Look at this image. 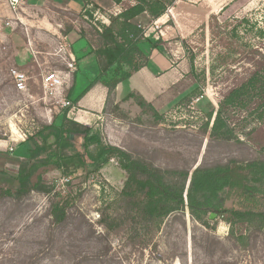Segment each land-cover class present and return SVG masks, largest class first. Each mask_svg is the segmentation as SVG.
Masks as SVG:
<instances>
[{
	"label": "rangeland",
	"instance_id": "rangeland-1",
	"mask_svg": "<svg viewBox=\"0 0 264 264\" xmlns=\"http://www.w3.org/2000/svg\"><path fill=\"white\" fill-rule=\"evenodd\" d=\"M31 11L20 10L16 21L0 18V174H5L0 176V264H264V227H231L229 214L214 220L209 215L205 226L186 210L169 216L160 229L125 215L120 195L127 175L113 162L99 174L72 168L48 173L50 193L33 192L19 201L1 196L27 158L21 144L56 118L41 100V79L44 72L66 69L57 53L62 37L83 32L96 47L94 30L110 15L94 7L80 14L47 7ZM166 15L164 49L183 78L157 98L163 120L155 124L134 100L115 105L111 97L105 115L86 114L78 121L99 130L108 144L137 152L161 169L194 170L231 160L243 168L249 160H264L261 84L243 104L226 109L243 145L211 140L203 130L207 115L232 90L255 74L264 79V0H176ZM16 34L39 52L38 63L33 60L24 70L30 78L26 94L16 91L10 76L17 65L31 61L28 50H15ZM98 72L93 66L89 74L93 79ZM133 85L146 90L135 78L124 82L118 98H126ZM56 206L66 209L62 224L52 218ZM225 208L264 212V199L243 197Z\"/></svg>",
	"mask_w": 264,
	"mask_h": 264
},
{
	"label": "trees",
	"instance_id": "trees-1",
	"mask_svg": "<svg viewBox=\"0 0 264 264\" xmlns=\"http://www.w3.org/2000/svg\"><path fill=\"white\" fill-rule=\"evenodd\" d=\"M120 4L122 0H113ZM135 5L118 15H109V25L101 24L94 30L96 47L81 32L73 53L77 64L90 55L97 59L99 75L84 87H78L77 72L73 74L72 86L68 98L76 105L79 100L96 84L101 83L112 95L116 87L127 81L133 74L144 68L148 61L139 47L144 38V30L132 21L147 13L156 21L164 16L168 7L176 0H133ZM95 10L107 13L94 5ZM108 14V13H107ZM255 74L250 80L232 90L220 103L219 107L206 117L204 132L209 133L211 140L223 143L236 142L243 145L236 135L226 116L229 106L243 104L251 91L261 84L264 91V79ZM260 118L264 120V95H262ZM133 99L157 124L163 120L152 104L147 103L140 95L132 93L126 100ZM118 108V107H117ZM104 113H107L105 109ZM61 123L42 125L21 147L26 149V160L18 171L11 174L12 188L1 190L4 195L15 201L22 200L33 192L50 193V187L44 176L59 171L64 173L72 168L83 169L88 175L99 174L110 163H116L126 173L127 179L121 192V204H126L125 215L134 221L137 219L144 226L153 225L160 229L171 215L186 212L191 218L205 226V219L211 214H229L227 219L231 227L235 224L256 225L264 227V212L226 209L228 202L236 204L245 197L264 199V160L253 159L241 168L237 161L200 165L190 169H161L139 153L116 147L104 141L99 130L76 122L65 114ZM242 171H248L244 178ZM5 175L4 173L0 176ZM249 181V182H247ZM55 223L66 221V209L56 206L52 209ZM134 212L133 217H131ZM240 236L239 239H245Z\"/></svg>",
	"mask_w": 264,
	"mask_h": 264
},
{
	"label": "crops",
	"instance_id": "crops-1",
	"mask_svg": "<svg viewBox=\"0 0 264 264\" xmlns=\"http://www.w3.org/2000/svg\"><path fill=\"white\" fill-rule=\"evenodd\" d=\"M94 5L98 6L100 9H103L105 12L117 15L129 9L130 7H133L135 5V2L133 0H122L120 4H117L113 0H23L21 10L24 12L26 11L32 13V9H41L43 7H47L52 9H58L60 11L71 14H80L86 9L94 7ZM167 16L168 15L165 14L160 19L156 20L157 22H161L163 24L162 27L160 25H157V23H155L154 20H152L149 14L147 13L138 16L132 21L133 24L138 25L144 30V38L140 40L139 47L145 54L148 63L144 68H142L139 72L133 74L132 77L127 80L132 81L135 78H139L140 83L146 90L139 92L138 89H135V85H133L126 98L135 91H138V95L141 94L142 96H140L147 103L152 104L155 110L160 115V112H163L164 108L160 109L156 105L157 98H164L166 92L170 88V85L174 86V84H177L181 80V78H183L182 69L179 65L174 66L177 64V62H175L173 58L168 56L164 49V47L168 46L166 42H169L165 34V31L167 32V29L169 27V24L167 23H170L169 19H166ZM28 17H31V15H28ZM0 18H4L7 20L13 19L15 21L19 20L11 11L7 0H0ZM11 24L13 23H10L9 25L11 26ZM105 24L109 25V20H107ZM158 26H160V28ZM156 29H158L159 31H157ZM16 36H18V38H15V50H28L31 55V61L29 63H26L22 66L16 64L18 69L24 71L27 70L30 64H34V59L32 57L33 53L29 45H27L23 36L18 34H16ZM63 37L66 38L68 42L72 41L70 42V45L73 51V47L76 46L77 41L80 38L79 35L75 34L74 36H72L70 34L65 35ZM18 55L19 54L16 53V56ZM93 66H95L96 70V66H98V64L97 59L94 55L86 57L85 59L80 61L79 64H77L76 72L78 75V87L80 86L81 88L85 85H88L99 75L98 72L97 76H95L93 79L91 78L89 71L90 69H92ZM164 69H166L165 72ZM123 84L124 82L120 83L116 87L112 95H109V89L105 87V85L101 83L94 85L85 94V96H83L81 100H79L76 105L74 104V110L71 112L70 115H67V117L75 120L76 122L87 125L84 122L78 121V119H84V115L86 114L95 115L98 118L105 115L106 113H104V111L105 109H107L109 99L111 97L115 99V105L131 100L133 101V99L126 100V98H123L122 100H120L118 98V94ZM71 86L72 82L69 87V90ZM162 103L161 105H164L165 100ZM64 115L65 114H57L55 120L58 121Z\"/></svg>",
	"mask_w": 264,
	"mask_h": 264
},
{
	"label": "built area",
	"instance_id": "built-area-1",
	"mask_svg": "<svg viewBox=\"0 0 264 264\" xmlns=\"http://www.w3.org/2000/svg\"><path fill=\"white\" fill-rule=\"evenodd\" d=\"M13 14L18 17L23 0H7ZM64 44L58 49V54L66 66L65 70H49L44 72L41 79L42 102L46 106V112L70 115L74 105L68 98V91L71 85L73 74L77 71V62L70 43L62 37ZM34 61L38 63L39 52H32ZM10 76L14 81L16 91L26 94L29 91L30 78L26 72L20 69H12Z\"/></svg>",
	"mask_w": 264,
	"mask_h": 264
},
{
	"label": "water",
	"instance_id": "water-1",
	"mask_svg": "<svg viewBox=\"0 0 264 264\" xmlns=\"http://www.w3.org/2000/svg\"><path fill=\"white\" fill-rule=\"evenodd\" d=\"M215 218H216V214H211L209 217L210 220H214Z\"/></svg>",
	"mask_w": 264,
	"mask_h": 264
}]
</instances>
